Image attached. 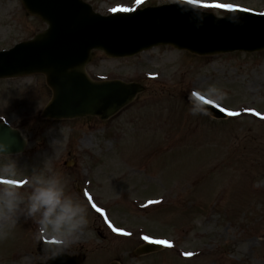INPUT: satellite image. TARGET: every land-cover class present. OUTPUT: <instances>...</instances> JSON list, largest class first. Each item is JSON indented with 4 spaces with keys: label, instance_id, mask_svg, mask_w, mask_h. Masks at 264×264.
I'll use <instances>...</instances> for the list:
<instances>
[{
    "label": "rangeland",
    "instance_id": "rangeland-1",
    "mask_svg": "<svg viewBox=\"0 0 264 264\" xmlns=\"http://www.w3.org/2000/svg\"><path fill=\"white\" fill-rule=\"evenodd\" d=\"M87 2L103 15L174 3L219 17L229 11L203 5L264 13V0ZM45 28L21 0H0V50ZM87 72L145 90L107 121L56 120L42 117L53 95L44 75L0 80V121L29 141L7 158L25 174L60 176L89 219L74 244L50 252L43 243L54 238L37 239L36 224L21 218L0 239V264H45L59 253L81 264H264V50L198 56L162 45L124 58L95 51ZM193 96L229 118L202 111ZM152 240L165 241L164 250L136 253Z\"/></svg>",
    "mask_w": 264,
    "mask_h": 264
},
{
    "label": "water",
    "instance_id": "water-1",
    "mask_svg": "<svg viewBox=\"0 0 264 264\" xmlns=\"http://www.w3.org/2000/svg\"><path fill=\"white\" fill-rule=\"evenodd\" d=\"M25 9L47 28L32 40L0 52V79L32 74L46 76L53 98L44 111L49 119H75L116 115L144 87L122 81L94 82L85 68L94 51L110 58L131 57L156 46L167 45L198 56L264 50V16L236 10L224 18L194 11L182 4L148 7L132 13L102 16L83 0H21ZM193 103L217 119L226 114L201 100ZM0 144L7 154L24 151L21 132L0 123ZM54 252L56 244L46 243ZM162 249L156 243L140 246L146 255ZM80 257L59 253L45 264H81ZM44 264V263H38Z\"/></svg>",
    "mask_w": 264,
    "mask_h": 264
},
{
    "label": "clouds",
    "instance_id": "clouds-1",
    "mask_svg": "<svg viewBox=\"0 0 264 264\" xmlns=\"http://www.w3.org/2000/svg\"><path fill=\"white\" fill-rule=\"evenodd\" d=\"M8 156L0 144V181L12 182L0 183V239L24 218L36 224L37 239L41 234L54 238L61 251L74 244L89 224L86 207L66 191L60 176L35 170L25 174ZM16 181H26V190Z\"/></svg>",
    "mask_w": 264,
    "mask_h": 264
},
{
    "label": "snow or ice",
    "instance_id": "snow-or-ice-1",
    "mask_svg": "<svg viewBox=\"0 0 264 264\" xmlns=\"http://www.w3.org/2000/svg\"><path fill=\"white\" fill-rule=\"evenodd\" d=\"M141 2H142V0H136L137 4H140ZM192 2H193V0H189V3H192ZM203 6L204 7H214V8L225 9L227 11H235L236 10V7L232 4L211 3V4H204ZM243 10L246 11L247 9H243ZM111 11H113V12H116V11L128 12V11H133V9L117 6L116 8L111 9ZM262 15H264V13H262ZM194 95H196V94H194ZM199 99H201L206 104L212 103L211 100H205L204 97H199ZM221 111H224V109L221 108ZM229 114H232V113H229ZM0 183H12V182L11 181H0ZM15 183L17 184V186H20L21 184H23L25 182L24 181H16ZM93 207H95V205H93ZM97 211H100V209H97ZM109 227H111V224H109ZM113 231H119V230L113 228ZM122 234L127 235V233H122ZM145 239L147 240L148 238L145 237ZM152 242L153 243H165V241H152Z\"/></svg>",
    "mask_w": 264,
    "mask_h": 264
}]
</instances>
